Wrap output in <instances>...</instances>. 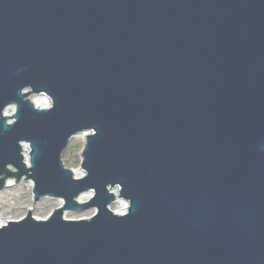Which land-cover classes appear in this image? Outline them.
<instances>
[{
  "label": "water",
  "instance_id": "water-1",
  "mask_svg": "<svg viewBox=\"0 0 264 264\" xmlns=\"http://www.w3.org/2000/svg\"><path fill=\"white\" fill-rule=\"evenodd\" d=\"M11 178L65 205L0 225V264H264V0H0Z\"/></svg>",
  "mask_w": 264,
  "mask_h": 264
},
{
  "label": "rangeland",
  "instance_id": "rangeland-1",
  "mask_svg": "<svg viewBox=\"0 0 264 264\" xmlns=\"http://www.w3.org/2000/svg\"><path fill=\"white\" fill-rule=\"evenodd\" d=\"M12 109L9 114H12ZM85 137L76 136L65 150L62 158L68 168L74 169L76 172L82 171L80 165L82 163L81 151L85 145ZM13 183L6 189L0 191V221L7 222L19 220L32 210L33 215L37 218H47L55 209L61 206L62 201L54 198H44L39 201L35 200L33 194V183L30 180L18 183L13 178ZM88 197H83V201H88ZM113 210H119L116 205L111 207ZM97 210L95 208L87 209L82 212L68 211L66 217L68 219H82L92 217Z\"/></svg>",
  "mask_w": 264,
  "mask_h": 264
},
{
  "label": "bare ground",
  "instance_id": "bare-ground-1",
  "mask_svg": "<svg viewBox=\"0 0 264 264\" xmlns=\"http://www.w3.org/2000/svg\"><path fill=\"white\" fill-rule=\"evenodd\" d=\"M33 100H35V99H33ZM35 102H36V104L37 105H39V106H46L47 104H49V99H46V98H44V97H39V100H35ZM83 137H85V136H83ZM25 149L27 150V148L25 147ZM25 154H26V160H28V154L25 152ZM27 163H28V161H27ZM28 165H29V163H28ZM30 166V165H29ZM78 174H82V173H84L83 171H79V172H77ZM31 183H33L32 181H31ZM9 186H10V184H9ZM124 204H127L125 201H123V200H118L114 205H116V206H118L120 209L119 210H115L117 213H122V212H125L127 209H124V207H123V205ZM113 205V206H114ZM4 223H6V222H2V221H0V224L2 225V224H4Z\"/></svg>",
  "mask_w": 264,
  "mask_h": 264
},
{
  "label": "clouds",
  "instance_id": "clouds-1",
  "mask_svg": "<svg viewBox=\"0 0 264 264\" xmlns=\"http://www.w3.org/2000/svg\"><path fill=\"white\" fill-rule=\"evenodd\" d=\"M81 175H84V174L82 173ZM6 183H7V184H11V183H13V180H12V179H8V180L6 181ZM123 207H124V209H127V208L129 207V204H124ZM120 214H121V215H127V212L125 211V212H122V213H120Z\"/></svg>",
  "mask_w": 264,
  "mask_h": 264
}]
</instances>
